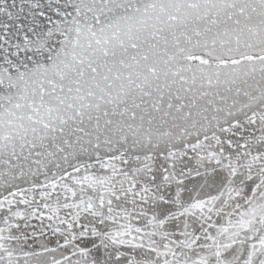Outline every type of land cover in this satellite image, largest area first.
<instances>
[{"label":"snow or ice","instance_id":"6c2138e0","mask_svg":"<svg viewBox=\"0 0 264 264\" xmlns=\"http://www.w3.org/2000/svg\"><path fill=\"white\" fill-rule=\"evenodd\" d=\"M0 264H264V0H0Z\"/></svg>","mask_w":264,"mask_h":264}]
</instances>
